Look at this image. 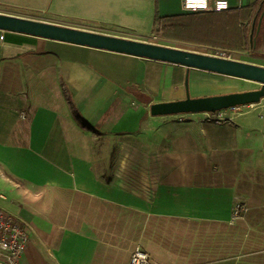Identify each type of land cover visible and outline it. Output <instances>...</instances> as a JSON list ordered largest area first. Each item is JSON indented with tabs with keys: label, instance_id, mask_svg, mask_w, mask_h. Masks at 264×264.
Here are the masks:
<instances>
[{
	"label": "crops",
	"instance_id": "obj_1",
	"mask_svg": "<svg viewBox=\"0 0 264 264\" xmlns=\"http://www.w3.org/2000/svg\"><path fill=\"white\" fill-rule=\"evenodd\" d=\"M25 36L0 30V203L31 235L19 264H129L138 245L155 264H264V98L220 122L154 116L207 71Z\"/></svg>",
	"mask_w": 264,
	"mask_h": 264
},
{
	"label": "water",
	"instance_id": "obj_2",
	"mask_svg": "<svg viewBox=\"0 0 264 264\" xmlns=\"http://www.w3.org/2000/svg\"><path fill=\"white\" fill-rule=\"evenodd\" d=\"M0 30L182 65L261 84L257 89L196 97L187 93L183 99L155 102L150 107L154 116L215 113L255 104L264 98V65L5 12H0Z\"/></svg>",
	"mask_w": 264,
	"mask_h": 264
},
{
	"label": "rangeland",
	"instance_id": "obj_3",
	"mask_svg": "<svg viewBox=\"0 0 264 264\" xmlns=\"http://www.w3.org/2000/svg\"><path fill=\"white\" fill-rule=\"evenodd\" d=\"M109 1L115 2L116 6H107L106 3ZM0 9L13 12L10 14L41 20L53 19L55 20L54 22L60 24L86 26L84 28L104 33L123 34L121 36L264 65V28L261 29V33L258 35L260 42L252 52H233L220 48L164 40L154 34V18L156 14L154 0H0ZM198 73L200 74L197 76L201 78L202 83L208 88L202 86L195 92L191 87L187 89L185 81L186 94L184 97L187 96V93L191 97H196L200 94H221L261 87L260 83L237 77L209 72ZM242 109V107H238L236 110L232 109L231 111L237 114ZM187 117H197L199 120H204V117L208 116L204 113L176 114V116L167 119L180 121ZM3 194L6 197L8 195L7 192ZM2 205L6 206V202Z\"/></svg>",
	"mask_w": 264,
	"mask_h": 264
},
{
	"label": "trees",
	"instance_id": "obj_4",
	"mask_svg": "<svg viewBox=\"0 0 264 264\" xmlns=\"http://www.w3.org/2000/svg\"><path fill=\"white\" fill-rule=\"evenodd\" d=\"M263 10L264 0H255L247 6L223 11L162 15L156 10L154 34L164 40L233 52H252L259 44L257 27Z\"/></svg>",
	"mask_w": 264,
	"mask_h": 264
},
{
	"label": "built area",
	"instance_id": "obj_5",
	"mask_svg": "<svg viewBox=\"0 0 264 264\" xmlns=\"http://www.w3.org/2000/svg\"><path fill=\"white\" fill-rule=\"evenodd\" d=\"M182 7L185 12L197 11H223L231 8L229 0H182ZM4 35H1V39ZM237 108V107H234ZM232 109V108H229ZM223 110L211 113H205L208 119L220 122L227 120ZM25 117V114L22 115ZM7 197L0 193V201ZM245 203L238 201L234 205L233 220L244 216L247 211ZM29 225L8 211L0 203V264H19L21 257L30 241ZM129 264H155L152 261L150 253L141 245H138L132 252Z\"/></svg>",
	"mask_w": 264,
	"mask_h": 264
}]
</instances>
